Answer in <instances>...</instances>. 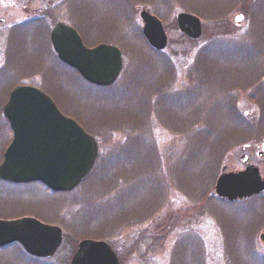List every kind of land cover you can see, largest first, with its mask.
I'll return each mask as SVG.
<instances>
[{
	"label": "rangeland",
	"instance_id": "obj_1",
	"mask_svg": "<svg viewBox=\"0 0 264 264\" xmlns=\"http://www.w3.org/2000/svg\"><path fill=\"white\" fill-rule=\"evenodd\" d=\"M214 3L228 7V0H0V13L8 18L0 26V70L13 41L16 56L24 55L23 65L28 62L24 67L36 57L43 61L42 66L15 75L10 88L1 87L2 103L14 86L44 87L65 113L66 107L78 111L75 119L88 130L99 132L96 120L106 123L113 117L118 126L132 127L140 137L139 125L147 127L142 140L153 146L156 156L148 159L147 151L146 157L137 158L144 148L141 143L131 150L137 158L132 167L124 169L127 133L109 128L110 132L104 129L94 137L98 144L94 169L70 193L55 196L41 184L16 187L0 182L1 220L33 217L72 238H63L47 259L29 257L17 245L9 246L1 249L0 264H70L78 243L103 229L110 243L99 241L108 243L123 264H264V243L259 238L264 231V192L234 203L214 196L223 167L228 173L251 165L264 179V0H236L224 15L225 30L217 24L223 22L221 15L210 12L217 7ZM141 11L162 23L167 37L163 51H154L144 40ZM181 13L200 19L199 39L180 33L176 17ZM27 18L42 20L48 34L57 21L71 25L88 48L104 43L119 49L122 70L106 92H99L105 96L53 56L49 39V49L34 48L29 37L11 36L14 25ZM54 58L60 67L54 68L52 79L45 69L55 64ZM46 82L55 85L63 99ZM194 89L195 97L186 96ZM233 113L253 124L247 122L252 127L249 136ZM210 115L216 124L213 131L212 122L205 119ZM226 115L230 125H225ZM2 121L6 122L3 117ZM2 121L0 157L12 137ZM195 128L200 129L198 134ZM218 128L229 133L238 128L241 134L226 137ZM201 133H209L208 139L205 135L201 139L205 142L198 141ZM217 141L224 151L219 155ZM241 156L248 160L241 162ZM121 170L129 185L115 184L111 192L107 182L122 178ZM75 222L86 226L79 229Z\"/></svg>",
	"mask_w": 264,
	"mask_h": 264
},
{
	"label": "water",
	"instance_id": "obj_2",
	"mask_svg": "<svg viewBox=\"0 0 264 264\" xmlns=\"http://www.w3.org/2000/svg\"><path fill=\"white\" fill-rule=\"evenodd\" d=\"M139 17L147 44L157 52L164 50L167 37L161 22L147 11H141ZM176 25L190 40L202 35L201 22L192 14L177 15ZM49 40L57 58L94 86H111L122 69L117 48L105 44L86 48L77 32L61 22L52 28ZM2 114L12 140L2 156L0 181L40 183L54 193L71 192L85 181L97 158V143L74 120L63 116L45 93L29 85L17 86L9 93ZM240 160L248 159L242 156ZM263 191L264 179L251 165L228 173L223 167L214 186L215 195L229 202ZM259 238L264 243V231ZM14 243L31 257L50 258L62 243V230L32 217L0 220V248ZM70 264H118V259L104 241L83 240Z\"/></svg>",
	"mask_w": 264,
	"mask_h": 264
},
{
	"label": "trees",
	"instance_id": "obj_3",
	"mask_svg": "<svg viewBox=\"0 0 264 264\" xmlns=\"http://www.w3.org/2000/svg\"><path fill=\"white\" fill-rule=\"evenodd\" d=\"M208 1V0H207ZM236 0H228V7H226V6H219L218 7V5L219 4H216V3H214V4H216L217 5V7H214L215 9H211L210 10V12H213L212 13V15H221V18H222V21L223 22H217V24H219V29L221 30V29H223V30H225V28L223 27V26H226L227 24V22H226V19H224V15L225 14H227V12H228V10L229 9H231V6H232V4L235 2ZM80 5H83V3H79ZM80 5H78V6H80ZM230 11V10H229ZM196 13H198V12H196ZM42 23V20L40 21V20H26V21H24L23 22V24L21 25V26H17V28H14V29H12V35L11 36H14V38L15 39H20V36L21 35H23V36H26V37H29V39H31V41L34 43V45H35V47L34 48H37V47H39V46H37V45H40L41 47H45V48H48L49 49V42H48V30H45V27H44V25L43 24H41ZM83 24V23H82ZM14 30H16V31H14ZM47 31V32H46ZM45 32V33H44ZM38 36V41L36 40V37ZM84 39V38H83ZM84 41V40H83ZM85 42V41H84ZM19 43V42H18ZM88 43V42H87ZM87 43H85V44H87ZM89 44V43H88ZM10 48L6 51V63H5V65H4V67L0 70V82L2 83L1 85H0V89H1V87L4 85V84H6V86L7 87H11L12 86V84L14 83V80H16V76L15 75H17V77H18V75L21 73V74H25V73H28V72H30V71H24V69H29V70H33L35 67H36V65L37 66H42V64H43V61H40L39 59H37V57H36V59H34L33 61H32V65H30V66H26V67H24V65L26 64V63H28V62H26V63H24V65H23V61H24V55L23 54H19V56H16V53H15V45H14V41L13 42H11L10 43V46H9ZM38 50L39 49H35V52H37L36 54H38V57H40V53L38 52ZM8 53H10V54H8ZM35 54V53H34ZM53 54V53H52ZM202 54V53H201ZM201 54L199 55V56H201ZM203 54L204 55H209L207 52H203ZM54 57H55V55H53ZM54 60V65H51L50 67H48V68H51V69H45V71L47 72L46 74H47V76L49 77V78H52V79H54V68H57V67H60V66H58V62H57V60L54 58L53 59ZM17 64L18 65V67H16L17 69H16V72H15V74H12L13 72H12V66L14 65V64ZM21 65H22V67H21ZM19 68V69H18ZM58 69V68H57ZM15 71V70H14ZM6 73V75L5 76H3L2 77V75L3 74H5ZM57 75H59V73H56ZM16 82V81H15ZM46 85L47 86H49V87H51L52 89H53V92L55 93V95H57L58 97H59V95H60V93H58L57 92V90L56 89H54V86L55 85H53L52 83H47L46 82ZM192 85V84H191ZM193 86V85H192ZM48 87V88H49ZM41 89L54 101V103L56 104V106L59 108V110L64 114V115H66V116H68V117H71V118H73L74 120H76L75 119V117H74V115L73 114H76V115H78L79 116V112L77 113V112H75V111H71V109H68L67 107H66V110L68 111V113H65L63 110H62V108L60 107V105H59V103H58V101L54 98V96L48 91V90H46L44 87H41ZM96 89H99L98 91H97V94L98 95H102V96H105V94H101V93H99V92H106V91H104L105 89H108V88H102V89H100V88H96ZM8 94V93H7ZM6 94V95H7ZM185 94H186V96H191L192 95V98L193 97H195L196 96V94H195V89H194V93L192 92V91H190V90H187V92H185ZM194 94V95H193ZM60 98V100L61 99H63L62 97H59ZM2 100V96L0 97V101ZM5 100L6 99H4V101H3V103L5 102ZM1 103H2V101H1ZM3 103H2V105H3ZM143 114H145V110H144V112H143ZM142 114V115H143ZM233 118H235L236 119V121L238 122V123H241V124H244L245 125V130H243L244 131V135H247V136H249L250 134H251V126H249L248 124H247V122L248 121H246L245 119H244V117H240V116H238V115H236L235 113H233L232 115H231ZM228 117H230V116H225V118H226V121H227V124H225V125H230V119H227ZM98 118V117H97ZM145 118L143 117L142 118V120H144ZM205 119H208V120H210L211 122H212V125H211V129L210 130H212L213 131V129H214V127H215V119L210 115V116H208V117H205ZM0 120L2 121V117L0 116ZM77 121V120H76ZM78 122V121H77ZM3 123H4V125H6V122H4V121H2L1 122V124L3 125ZM117 123V120H116V118L115 117H113V119L111 120V119H107V122L106 123H102V122H100V121H98V119L96 120V122H95V124H99L100 125V128H102V129H100L99 130V132L98 131H96L95 132V129H93L92 128V130H88V129H86L85 127H83L81 124H80V122H78V124L81 126V127H83L84 128V130L86 131V132H88L90 135H92L93 137H95V136H97L96 134H100L101 133V131H106V130H108L109 128L110 129H112V131L113 130H119V128H122L124 131L123 132H126L127 133V135H126V137H125V139L124 140H126V142H125V144H126V146H127V148L129 149V150H127V152H128V155L122 160V162H126V161H128L127 163H126V165L124 166V169H126L127 168V166H131L132 167V165H133V162L139 157V156H141L142 157V155L143 156H147V151H148V159H149V157L150 158H152V160L156 157L155 156V151H154V148H153V146L152 145H148V143H144L143 142V140H142V137L143 136H145L146 135V128L147 127H144L143 125H139V126H141V129H140V131H142V137H140V135H138V132L137 131H135V130H133V128L132 127H122V126H118V124H116ZM248 123H250V122H248ZM250 124H252V123H250ZM114 125H116V126H114ZM253 125V124H252ZM134 127V126H133ZM127 128V129H126ZM257 131H258V133L259 134H263V132H261V129L259 128V125L257 126ZM104 129H106V130H104ZM196 129V128H195ZM94 130V131H93ZM197 130V132H195V133H197L198 134V132L200 131V129H196ZM209 130V131H210ZM218 130H219V132L220 133H225V135H226V137H227V135H228V137H230V136H232V138L234 137V136H237L238 134H241L240 132H239V130H238V128H237V130H233V132H231V133H229V130H222V129H219L218 128ZM98 132V133H97ZM108 132H110V130H108ZM209 133H201V134H199L200 135V138H199V142H205V140H201V139H204V136L203 135H205L206 136V138L208 139V137H207V135H208ZM187 136H190L189 134H187L186 135V137ZM210 136V135H209ZM257 140H258V138H256ZM230 141H232V140H230ZM230 141H227V142H230ZM253 142V141H252ZM144 144V148H143V150H142V152H140V154H138L137 155V158H134V155L135 154H132V152H131V150L134 148V146H138L139 144ZM216 146H217V148H216V154H220V153H224V151H223V148H222V146L219 144V142L217 141L216 143ZM255 144V143H254ZM1 156H2V154H1ZM1 158V157H0ZM110 164L112 165V166H116V165H114L113 164V162L112 161H110ZM121 167V166H120ZM122 168V167H121ZM124 172L125 171H122L121 170V175H122V178H116V179H114V180H109L108 182H107V187H110V185H112V189H111V192H112V190H114L115 188H114V186H115V184H118V183H122L121 184V188H126V185H129V183H128V180H125V177H123V174H124ZM110 183V184H109ZM16 187H24V186H16ZM55 196H58V195H64V194H54ZM116 199H117V201H118V197L116 196ZM119 204L120 205H123V201H121V202H119ZM118 217V216H117ZM115 220H116V218H115ZM75 223H77V225L79 224V229H82L83 227H85L86 226V224H84V222H82V224L81 223H78V222H75ZM76 225V226H77ZM81 226V227H80ZM83 226V227H82ZM84 230V229H83ZM84 232H82V234H83ZM64 238L65 239H69V240H71L72 241V238L70 237V236H68V235H64ZM92 239L93 240H105L106 242H108V243H110V241H109V237L108 236H106V234H105V229H103V230H98V232H97V236H95L94 235V237H92ZM76 241H77V239H76ZM16 248H18L20 251H21V249L18 247V246H15ZM0 252H2V250H0ZM29 259H31V260H33L34 262L35 261H38L37 259H33V258H29ZM118 260H119V262H121V264H123V261H124V259H122V257H118ZM30 261V260H29ZM120 264V263H119ZM178 264H179V262H178Z\"/></svg>",
	"mask_w": 264,
	"mask_h": 264
},
{
	"label": "flooded vegetation",
	"instance_id": "obj_4",
	"mask_svg": "<svg viewBox=\"0 0 264 264\" xmlns=\"http://www.w3.org/2000/svg\"><path fill=\"white\" fill-rule=\"evenodd\" d=\"M3 14L0 13V26H4L5 25V21L7 20L8 21V18H5L4 16H2ZM27 20H37V18H33V19H29L27 18ZM59 22V21H57ZM61 22V21H60ZM23 24V21L18 23V26H21ZM71 26V25H70ZM5 65V64H4ZM3 65V66H4Z\"/></svg>",
	"mask_w": 264,
	"mask_h": 264
}]
</instances>
